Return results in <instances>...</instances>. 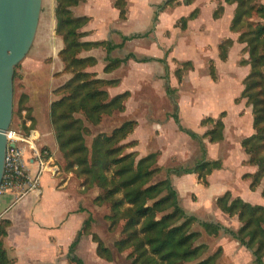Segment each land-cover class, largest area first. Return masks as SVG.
I'll return each instance as SVG.
<instances>
[{"label": "trees", "instance_id": "trees-1", "mask_svg": "<svg viewBox=\"0 0 264 264\" xmlns=\"http://www.w3.org/2000/svg\"><path fill=\"white\" fill-rule=\"evenodd\" d=\"M79 0H55L54 17L55 32L62 42L57 55L63 64L56 74L66 73L68 79L52 90L56 96L49 104V120L53 135L60 152L65 172H73L82 178L85 188L94 189L97 194L93 201L96 205L105 204L109 213L105 219L108 227L114 230L118 225L120 238L113 243L118 252L129 250L126 257L130 264H216L220 258L221 247L207 254L208 246L199 242L201 231L194 228L198 225L212 237L221 232L229 235L241 246L251 252L254 264H264V204L250 203L239 196H232L230 191L224 192L215 199L216 207L228 217H235L239 222L237 228H230L218 222L199 219L188 213L180 204L178 192L175 189L171 175L194 173L197 179L207 184V176L215 169L222 167L220 159H207L203 137L209 142H219L223 139V117L225 111L217 117L204 116L199 125L211 127L203 134L185 127L175 107L170 117L177 128L196 141L201 152V159L192 165H177L167 167L164 177L155 179L164 169L157 165L159 152H149L136 159V151H126L136 144L135 140H127L134 131L137 121L127 119L109 131L97 132L90 143L86 141L90 135V127L99 125L104 117L125 110V100L129 91L110 95L107 88L116 85L117 79H102L88 67L96 63L92 56H82L83 50L104 46L106 64L105 72H111L126 63L129 59L138 62L157 60L166 63L164 58L142 57L128 53L123 57H113L111 52L122 48L124 43L143 34L122 36L120 43L111 41H83L86 32L81 28L86 21L85 16H77L71 9ZM193 0H183L190 4ZM235 3L230 30L237 33V41L244 43L243 50L248 57L241 58L239 63L249 65V72L243 78V88L234 99H241L250 106L252 111L253 132L240 141L246 154V164L254 167L253 172L243 174L250 178V189L260 187V195L264 198V4L261 0H224ZM179 3L178 0H166L156 5L155 17L168 6ZM119 11V17L124 19L127 14L126 0H113ZM223 12L221 4L213 12L215 18ZM193 10L188 16L178 20L181 28L186 27L189 19L196 16ZM231 39H225L218 45L219 58L227 59ZM211 61V60H210ZM15 66L13 82L17 75ZM193 68L192 62L186 60L175 70L178 81L184 72ZM213 80L216 79L214 64L208 67ZM14 90V88H13ZM171 91H174L171 89ZM26 97V96H24ZM23 95L18 101L21 106ZM175 103V101H173ZM13 110V115L16 112ZM29 118V117H28ZM31 119V117L29 118ZM48 150V155L52 152ZM78 210H83L79 208ZM91 216L85 220L67 250V258L74 264H85L75 252V246L91 222ZM9 220L2 219L0 224V264H14L15 258L10 256L3 240L7 235ZM96 242V254L105 260H112L113 255L103 241L93 235ZM234 264V263H228Z\"/></svg>", "mask_w": 264, "mask_h": 264}, {"label": "crops", "instance_id": "crops-1", "mask_svg": "<svg viewBox=\"0 0 264 264\" xmlns=\"http://www.w3.org/2000/svg\"><path fill=\"white\" fill-rule=\"evenodd\" d=\"M126 1L127 14L124 19L119 17V11L114 6L113 0H79L75 5L71 6L75 15L87 18L81 28L82 31L86 32L82 40L120 43L123 35L130 36L146 32L149 34L153 30L161 32L165 29L181 28L178 20L181 17L188 16L196 9V16L189 19L184 28L186 30V37H182L180 40L185 43L189 42V38H196L198 41H201L199 39L203 40L201 41L202 43L198 44L205 54V61L211 60L216 71L215 80L211 78L208 71L213 84L221 85L232 80L230 76L232 72L229 69L230 59L234 61L233 64H235V67L240 72L237 76L240 79H235L236 83L239 80V83H237L239 89L231 95L233 102L231 110L222 109L218 110L213 116L207 115L216 117L217 114L225 111V115L222 118L224 123L222 141L228 139L229 136H234L235 139H238V149L234 152L236 155H233L228 150L221 160L222 167L213 170L207 176V184L200 182L194 173H187L171 175L173 185H175L178 179L184 180V182L187 181L185 182V186L183 184V189L187 193L198 191L200 193L199 197L202 198V203L204 204H213L215 199L226 191H230L232 196H239L250 203L264 204V198L260 195V187L258 186L254 190L250 189V178H243V174L253 172L254 167L246 164L247 157L241 148L240 141L250 135L253 132V128L250 106L245 104L244 99H241L238 103L234 101L240 94L243 88L242 80L250 69L249 65L239 63L241 58L246 59L248 55L242 51L244 43L237 41L238 34L231 31L229 27L236 4L226 3L224 0H193L190 4H186L183 0H178L179 3L168 6L160 11L154 20L156 5L166 0ZM49 2V10L52 13L54 11L55 0H49ZM261 2L264 4V0H261ZM219 4L222 5L223 12L219 17L215 18L213 12ZM145 29L149 30L143 32ZM155 37L151 41L150 47L146 48L147 52L143 53V57L161 58V56L154 52V42H157V40L155 41ZM139 38L144 37L130 39L124 43V46ZM209 38H213V41H211L212 45L208 41L211 40ZM225 39H231L232 45L228 50L227 59L223 61L219 58L218 45ZM61 46L62 42L57 35L44 38L37 48L38 53L36 52L28 57L22 69L24 87L21 91L26 94V105L29 108L31 116V130H34L38 136V145L42 147L46 146L52 152V155H50L48 164L41 174L40 185L36 191L17 200L16 191L14 190L0 193L1 219L9 220L7 235L4 237L3 243L9 255L15 258L14 264H55L59 253L68 250L69 245L75 239L77 232L81 229L82 223L85 220L84 209L78 210L81 207H77L75 198L70 194L72 190L65 189L68 179L63 181L62 184L59 183L57 177L60 174V170L54 163L55 160L53 158L58 151L49 122L48 109L50 102L56 98L52 90L64 83L69 77L66 73L56 74L63 67L57 55ZM207 47L212 48V53L210 52L212 57H207L206 51H204ZM122 48L114 49L111 52V56L117 57V52ZM131 53L134 54V52ZM166 53L167 51L163 52L164 55ZM81 55L92 56L96 59V63L88 67V70L95 72L97 77L118 80L116 85L107 88L110 95L122 93L126 90L130 94L131 90L127 87V76L122 77L121 71L125 66H129L132 62H135V60L129 59L113 71L105 72L103 70L106 64L104 46L100 45L83 50ZM154 61L157 60L140 63L149 64ZM190 61L192 62V60ZM236 61L237 63H235ZM171 89L170 85L166 84V91L170 94L172 93ZM128 99L127 97L125 100V109H127L126 103ZM178 131L184 133L179 129ZM187 137L189 136L187 135ZM219 143H210V145ZM137 147L139 148V146ZM210 150L211 148L208 149L207 159H214ZM146 151H148V148H145L141 155L144 156ZM201 157L202 155L199 159ZM27 161L30 173H35L37 163L29 157V154ZM184 163L186 164V162ZM71 175V173H68V178ZM175 189H178L177 192L180 191L177 186ZM220 214L223 220L226 221L228 219L232 224L236 223V226H239V222L235 217L230 218L221 211Z\"/></svg>", "mask_w": 264, "mask_h": 264}, {"label": "rangeland", "instance_id": "rangeland-1", "mask_svg": "<svg viewBox=\"0 0 264 264\" xmlns=\"http://www.w3.org/2000/svg\"><path fill=\"white\" fill-rule=\"evenodd\" d=\"M49 8V0H42L34 41L30 50L16 69L17 75L13 82V110L17 111L21 95H23L21 106L24 109L22 108L16 112V115H12L9 127L16 128L22 133H28L32 129L29 119L31 116L29 108L26 105V97H24L26 94L21 91L24 87L22 69L28 57L37 52L41 40L48 36L57 35L55 32L54 11L51 13ZM147 30L149 29H145L143 32ZM153 34L154 37L157 34V38L155 37V41L157 40V42H154V52L161 56V58H164L166 63L154 61L153 63L143 64L135 61L129 66H125L121 71V75L122 77L127 76V87L131 90L126 103V111L106 116L99 125L91 126V134L87 135L86 141L89 144L92 136L97 132L109 131L127 119H135L137 125L134 131L127 137V140H135L136 144L129 147L126 151L137 150L136 159L143 156L141 153L144 152L145 148H148L149 152H159L157 165L164 169L155 179H160L164 177L165 168L177 165H192L201 156L196 141L187 137L186 134L180 133L171 119L170 115L173 113L175 107H177L180 121L185 127L203 134L205 130L211 127V124H206V126L199 125L201 118L207 115L213 116L218 110H231L233 103L231 95L239 89L237 86L239 80L236 83L235 79L240 72L235 67V64H233L234 61L230 59L229 69L232 72L230 74L232 80L221 85L213 84L208 75V67L213 62L205 61V54L199 46L203 40L199 39L201 41H198L194 36L195 39L189 38L188 43L181 41L180 38L186 37V30L178 27L165 29L161 32L153 30L146 37L131 41V43L125 45L117 52V57H123L128 53L134 52L137 58H142L144 56L143 53L147 52L146 48L150 47V43L153 41ZM208 41L212 45L211 41H213V38ZM164 51H167L165 55L163 54ZM204 51H206L207 57L211 56V47H207ZM214 54L216 53L214 52ZM185 57L186 60H192L194 68L191 72L190 70L184 72L181 80L178 81L175 70L179 68L182 62L186 61ZM166 84L170 85V88L174 90L171 94L166 91ZM27 119L28 123H26ZM203 141L207 150L206 158L208 156V149L210 148L214 159L220 160L224 158L228 150L233 155H236L234 152L238 149V139H235L234 136H229L228 139L225 141L221 140L216 145H210L212 142H209L207 137H203ZM53 158L55 160L54 163L60 170V174L57 177L59 183L62 184L63 181L68 179L65 189L72 190L70 194L75 198L77 207L84 209L85 220L90 216L92 218L87 229L83 230V235L75 246L74 252L83 259L85 264H130V260L126 257L129 250L118 252L113 246L115 240L121 236V226L118 225L114 230L109 229V222L105 219V215L109 213V208L105 204L96 205L93 201L97 191L85 188L82 185V178L76 177L73 172L64 171V162L60 152H57ZM68 173L72 174L69 178ZM185 182L178 179L174 186L175 188L176 186L179 188L178 196L180 204L188 213L194 214L202 220L218 222L222 225L226 224L225 226L230 228L237 227L236 223L232 224L230 220L226 219L225 221L221 218L222 215L217 209L215 202L213 204H204L202 203V198L199 197L200 193L198 191L187 193L183 189V184L184 186L186 184ZM85 220L81 228H84L83 224ZM1 223L2 219L0 218ZM194 228L201 231L199 242H203L208 246L206 255L221 247V255L216 264H254L251 252L229 235L221 232L217 237H212L207 235L198 225H194ZM94 234L103 241L105 246L110 248L113 255L112 260H105L96 254L97 244L93 240ZM55 264L74 263L68 260L67 251H61Z\"/></svg>", "mask_w": 264, "mask_h": 264}, {"label": "water", "instance_id": "water-1", "mask_svg": "<svg viewBox=\"0 0 264 264\" xmlns=\"http://www.w3.org/2000/svg\"><path fill=\"white\" fill-rule=\"evenodd\" d=\"M42 0H0V184L13 115V75L34 41Z\"/></svg>", "mask_w": 264, "mask_h": 264}, {"label": "built area", "instance_id": "built-area-1", "mask_svg": "<svg viewBox=\"0 0 264 264\" xmlns=\"http://www.w3.org/2000/svg\"><path fill=\"white\" fill-rule=\"evenodd\" d=\"M6 140L0 193L14 190L17 200L38 189L41 174L50 156L47 149L38 145V136L34 130L22 133L16 128L9 127L6 131ZM28 154L37 163V170L33 174L28 168ZM1 217L2 212H0Z\"/></svg>", "mask_w": 264, "mask_h": 264}]
</instances>
